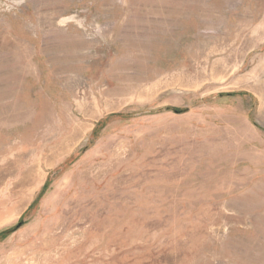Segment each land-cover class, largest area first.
Returning a JSON list of instances; mask_svg holds the SVG:
<instances>
[{"label": "rangeland", "instance_id": "obj_1", "mask_svg": "<svg viewBox=\"0 0 264 264\" xmlns=\"http://www.w3.org/2000/svg\"><path fill=\"white\" fill-rule=\"evenodd\" d=\"M0 264H264V0H0Z\"/></svg>", "mask_w": 264, "mask_h": 264}]
</instances>
